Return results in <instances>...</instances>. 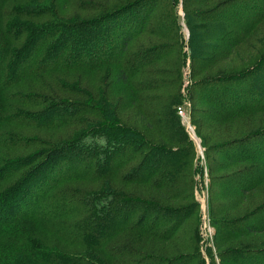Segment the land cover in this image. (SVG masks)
I'll return each mask as SVG.
<instances>
[{
  "label": "trees",
  "instance_id": "1",
  "mask_svg": "<svg viewBox=\"0 0 264 264\" xmlns=\"http://www.w3.org/2000/svg\"><path fill=\"white\" fill-rule=\"evenodd\" d=\"M36 1L0 0V127L13 125L36 130H64L71 135L64 141L47 145L46 150L38 151L33 155L38 158L32 159L35 162H28L29 158L26 157L1 162L0 235H11L14 242H0V264L163 262L164 259L157 255L144 256L140 248L132 249L129 244L111 243L123 233L169 240L176 237L184 220H179L180 223L171 228L167 226L165 230H158L157 219L153 222L154 225L158 223L156 227L147 228L140 226V218L136 216L139 208L147 205L144 204L146 201L133 191L117 190L111 185L100 191L61 185L66 181L92 183L114 179L125 182L127 186L149 183L174 199L189 197L186 194L188 188L182 189V184L180 185L181 178L188 180L181 164L189 160V151L193 147L178 122L177 104H167V98L159 100L166 106L165 109L173 113V117L159 122L150 121V124L167 142L164 146L169 149H165L160 155L164 156L161 161L151 167L150 176L134 177L140 173V168L120 174L121 169L137 159L133 153H123L126 150L123 144L131 138V132L123 128L121 122L116 124L110 115H105L103 111L102 114L97 105L93 103L89 107L84 103L56 101L55 98L25 100L20 98V92L10 90L22 80H34L44 75L54 77L58 71L91 74L104 67H117L115 83L129 84L133 100L145 103L141 99L142 94L158 92L169 86L165 78L158 80L160 77L172 76L173 80L176 77L175 73H169L168 70L163 72L153 68L156 63L167 64L172 47L151 46L140 50L141 53L137 51L134 55H126L131 42L142 34L165 39L164 32L161 31L165 25L161 19H154L155 24L149 25L160 0H128L104 11L96 19L72 21L61 20L62 6L85 5H75L73 0H52V7H40ZM57 1H61V4H57ZM185 1L201 6L210 0H184V4ZM178 3L179 0H172L170 7L173 13L168 12L167 15L174 18L182 39L181 21L175 8ZM196 17L201 19L200 26L187 23L190 28L193 87L218 85L217 90L216 87H212L215 90L209 88L210 92L202 89L204 99L208 97V102L219 109H216L215 115H206H213L214 121L220 123L263 113L264 57L258 64L239 74L214 75V78L210 76L211 78L200 80L196 78L208 68L229 60L239 46L247 44L264 21V0H225ZM197 29L203 32L201 40H198ZM116 41L120 43L119 46ZM178 45L177 42L176 48ZM104 48L106 52L103 51ZM177 51L180 55L177 70L182 76L180 63L185 64L188 56L182 49ZM250 51L257 52L256 48H251ZM110 74L111 72H107L104 76L109 77ZM101 81L103 82V78ZM73 89L70 92L73 93ZM74 92H78V89ZM79 94L83 96L81 92ZM177 99L180 102L178 95ZM15 103L26 108L20 109ZM123 106L126 107L127 104ZM86 114L92 117L88 118ZM32 145L35 146L30 139L0 132V148L24 151L30 146L32 148ZM222 148L226 150V156H229L230 167L243 165L237 174L227 176V179H237L229 182L233 185L231 188L237 186L235 191L238 190L242 197L238 200V205L242 206L249 194L257 193L264 187V126L227 139L215 149ZM182 153L185 156H181ZM82 155L86 160L81 158ZM147 159L140 163L144 166ZM25 168L30 169L23 174ZM165 178L168 182L164 181ZM222 181L224 179L220 180ZM223 186L226 187L225 184ZM223 186H220L222 192L232 195L231 190ZM258 207L259 205L255 206L253 211ZM167 225L172 226L170 223ZM229 227L230 232L226 230L231 234L229 239L233 235L243 238L261 234L264 233V218L256 223L248 222L244 228H234L239 227L238 224ZM36 228L44 236H37ZM48 237H52V240ZM50 240L52 247L47 248L43 242ZM182 241L188 242L185 238ZM59 245L63 248H59ZM241 245L234 251L256 253L258 257L250 263L264 264V244L263 247L256 244L254 248H245V251ZM64 246L79 250L70 252ZM182 255L165 260L167 264H174L189 258L188 255ZM221 258L224 264L242 263L235 256Z\"/></svg>",
  "mask_w": 264,
  "mask_h": 264
},
{
  "label": "rangeland",
  "instance_id": "2",
  "mask_svg": "<svg viewBox=\"0 0 264 264\" xmlns=\"http://www.w3.org/2000/svg\"><path fill=\"white\" fill-rule=\"evenodd\" d=\"M126 1L128 0H73L75 5L82 4L85 6H72V4L62 6L60 18L66 21L96 19L104 11L117 7V5ZM223 1L225 0H210L204 5L198 6L197 4L194 5L192 2L186 1L184 4V0H179L178 7L176 6L175 8H177L182 26L181 39L174 18L167 15L168 12L173 13V9L170 7L172 0H160L158 8L155 10L149 25L152 23L155 24L154 19H161L165 25L161 29V31L164 32L165 39L155 38L146 33L142 34L131 42L126 55H134L137 51L141 53L140 50H145L151 46H164L168 49L172 47V53H170L167 58V64L156 63L153 64V68L163 72L168 70L169 73H175L176 77L175 80H173L174 77L172 76L160 77L158 80H163L165 78L169 86L166 89H160L158 92L150 91L142 94L141 99L145 103L141 104L133 100V94L129 91L131 88L129 84L115 83L116 74L118 73L117 67H104L97 73L91 74L82 73L81 71H58L54 77H52V75H44L42 78L34 80L28 78L15 84L10 89L14 93L17 91L20 92V98L25 100L42 101L46 98H55L56 101L64 100L73 103H84L89 107L92 106L90 104L94 103L99 107L101 113L103 111L105 115H110L115 119L114 121L116 124L121 122V126L132 133V135L131 133L129 134L131 138H128L129 140H126V143L123 144L126 148L123 153H133L137 159L121 169L120 174H125V172L140 168V173L134 175V177L150 176L151 167L161 161L164 156L160 157V155L165 149H169L164 146L167 142L160 137L150 124V121L159 122L164 121L168 117H173V113L165 109L166 106L160 103L159 100L167 98V104H177L176 116L178 117V122L182 130L186 133L188 142H191L193 147L189 151L191 155L189 160H187L185 164H181V166H184L182 170L188 177V180L181 178L180 185L182 184V189L188 188L186 194L188 193L187 195L189 197L174 199L170 197V195L164 194L163 191L155 189L149 183L127 186L125 182H118L114 179L106 182L96 181L92 183L87 181H66L61 185V187L68 186L87 191H100L104 187L111 185L117 190L126 192L133 191L146 201L144 204L147 205L141 206L136 216L140 218V226L147 228L156 227L158 223L154 225L153 222L157 219L159 221L158 230H165L167 226L171 228L174 224L177 225L180 221L182 222L184 220L181 228L178 229L175 235L176 237L169 240H162L164 239L162 237H158L160 240H156L154 238L150 239V237L146 235L123 233L119 237H116L111 243L122 245L129 244L132 249L140 248L142 254L146 257H152L150 254H153L164 259L163 262L151 261L149 264H167V260L165 259H171L180 254L188 255L189 258L174 264H224L221 258L223 256H235V258L240 259L242 263L252 264L250 262H253L254 258L258 257L256 253L246 254L245 252L242 253V250H234L239 248L242 243L241 246L243 251H245V248L253 247L256 244L260 247H263L262 244H264V233L244 236L243 238H237L233 235L234 237L229 239L231 234L227 233L226 230L230 229V225L234 227L238 224L239 227L234 228H244L248 222L256 223L264 218V187H261L257 193L249 194L247 201H245L242 206L238 205V200H241L242 197L238 190L235 191L237 186L231 188L233 185L229 182V180L232 182V180L237 179H227V176L237 174L238 171H241L243 165L237 164L230 167L229 164L231 161L228 158L229 156H226V150H224V148L215 149L227 139L244 135L246 132L249 133V131L263 127L264 112L236 119L233 118L226 122H216L214 121L213 115H208H215V111L218 108L208 102V97H206L207 100L204 99L205 96L203 95L202 89H207L205 91L210 92V90H208L209 88L218 85L212 84L209 86H199L197 88L193 87L194 80L192 79V64L190 61L189 47L190 28L187 23L190 22L193 25L198 24V26H200L201 19L196 17V15H202L203 12L218 6ZM36 2L39 3L38 5L40 7H52V0H37ZM57 4H61V1H57ZM202 33L201 30H196V34L199 36L198 40H201ZM177 42L179 44L178 48H176ZM115 43L118 46L120 45L117 41ZM251 48H256L257 52L251 53ZM179 49L186 52L188 56H186L187 60L185 64L180 63L181 72L183 71L182 76L177 70L178 61L180 60V55L177 51ZM103 51L106 52L107 50L104 48ZM263 57L264 21L260 24L258 30L249 38L247 44L245 43L243 46H239V48L233 52L229 60L222 61L218 63V65L208 68L203 74H200V77L196 78V80L210 76L214 78L216 75L221 74H239V72H243L246 68L258 64ZM107 72H111L109 77L104 76ZM144 74L149 77L146 73ZM144 77L145 76H142V78ZM102 78L103 82L101 81ZM67 86L70 87L67 89ZM62 88L68 91H63ZM72 89L74 91L78 89V92H70ZM217 89L218 87H216V90ZM79 92H81L83 96L80 95ZM86 95L88 97H86ZM177 95L180 98V102L177 99ZM131 103L134 104L132 105ZM124 104H127V106H123ZM15 106L20 109L26 108L16 103ZM182 113L188 118H186V116L184 117ZM86 116H88V118L92 117L90 114H86ZM188 127L191 128L190 133L188 132ZM0 132H6L30 139V141H33L35 144V146L32 145V148L30 146V150L24 151L0 148V164H2V161L8 159H18L22 157L29 158L28 162H35L36 160L32 159L37 158L34 156L38 151L46 150L47 145L52 146L53 143L64 141L71 135L70 132L64 130H36L30 127H18L13 125H2V127H0ZM199 147L202 151V155L199 154ZM135 148L138 149L132 150ZM237 153L238 151L236 154ZM181 156H185V153H182ZM81 158L86 160L83 155ZM146 159V164L143 166V163L140 162ZM212 166H214L213 171H211ZM29 169L25 168L23 174ZM223 179L224 181L220 182V180ZM164 181L168 182L166 178ZM224 184L226 187L223 186ZM220 186L231 190L232 195L229 196L228 193H223ZM213 192H215V194H213ZM257 205H259V209L253 211V208ZM180 212L183 214H180ZM168 223L172 226L167 225ZM26 226L29 227V225ZM37 232H39L40 235L37 234ZM228 232L230 231L228 230ZM36 235L44 236L43 232L38 228H36ZM48 238L52 240V237ZM183 238L187 239L188 242H183ZM136 239H138V241H136ZM51 240L49 242H43L44 246L51 248ZM0 242L10 243L14 241L11 235H0ZM58 247L63 248L60 245ZM64 248L70 252H77V250H79L68 246H64Z\"/></svg>",
  "mask_w": 264,
  "mask_h": 264
},
{
  "label": "built area",
  "instance_id": "3",
  "mask_svg": "<svg viewBox=\"0 0 264 264\" xmlns=\"http://www.w3.org/2000/svg\"><path fill=\"white\" fill-rule=\"evenodd\" d=\"M182 115L185 117L186 115H184L183 113H182ZM186 118H188L187 116H186ZM188 121H189V119H188ZM191 121V120H190ZM190 131H191V128L190 127H188V132L190 133ZM194 140L196 141V139L194 138ZM197 142V141H196ZM199 154L200 155H202V151H201V149H200V147H199Z\"/></svg>",
  "mask_w": 264,
  "mask_h": 264
}]
</instances>
